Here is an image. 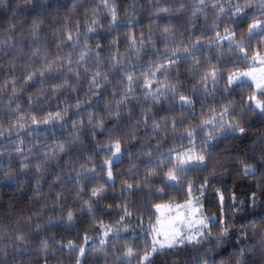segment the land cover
<instances>
[{
	"label": "trees",
	"instance_id": "obj_1",
	"mask_svg": "<svg viewBox=\"0 0 264 264\" xmlns=\"http://www.w3.org/2000/svg\"><path fill=\"white\" fill-rule=\"evenodd\" d=\"M263 52L264 0H0V264H264Z\"/></svg>",
	"mask_w": 264,
	"mask_h": 264
},
{
	"label": "rangeland",
	"instance_id": "obj_2",
	"mask_svg": "<svg viewBox=\"0 0 264 264\" xmlns=\"http://www.w3.org/2000/svg\"><path fill=\"white\" fill-rule=\"evenodd\" d=\"M262 27V21L254 22L250 28V34L260 31ZM241 82H251L256 92L264 90V52L255 54L253 62L248 68L233 72L229 76V84ZM251 101L259 110L264 108L263 101L257 93L252 96ZM119 149L120 147L117 146L113 158L107 162L109 167L115 160L119 159ZM204 163L205 158L198 154L196 145L185 151L178 160L179 166H192ZM171 178L173 179L172 175ZM198 200L197 197L191 195V198L186 202L168 203L158 207L159 217L153 233V249L195 240L201 236L209 221L202 213L201 203Z\"/></svg>",
	"mask_w": 264,
	"mask_h": 264
}]
</instances>
